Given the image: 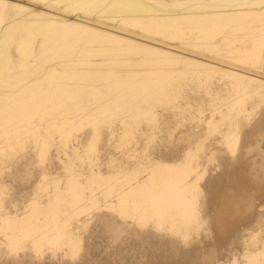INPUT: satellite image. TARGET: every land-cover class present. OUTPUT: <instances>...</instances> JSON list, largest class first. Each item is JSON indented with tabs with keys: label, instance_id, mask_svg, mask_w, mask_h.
Returning a JSON list of instances; mask_svg holds the SVG:
<instances>
[{
	"label": "rangeland",
	"instance_id": "374dc122",
	"mask_svg": "<svg viewBox=\"0 0 264 264\" xmlns=\"http://www.w3.org/2000/svg\"><path fill=\"white\" fill-rule=\"evenodd\" d=\"M87 1L0 0V223L8 215L36 230L26 238L18 225L0 228V264H264V0ZM56 9L76 23L125 17L130 22L106 25L142 49L68 66L78 57L53 56L44 30ZM138 17L148 22L132 20ZM52 71L57 76L47 79ZM17 90L26 91L15 112H5ZM164 163L176 166L171 187L188 184L185 222L174 204L176 211L164 210L169 216L107 207ZM74 184L79 207L70 196Z\"/></svg>",
	"mask_w": 264,
	"mask_h": 264
},
{
	"label": "bare ground",
	"instance_id": "6f19581e",
	"mask_svg": "<svg viewBox=\"0 0 264 264\" xmlns=\"http://www.w3.org/2000/svg\"><path fill=\"white\" fill-rule=\"evenodd\" d=\"M35 1H39V0H25V2L26 3H28V2H32V4H34L35 3ZM42 1V0H41ZM97 1H100V0H97ZM188 1V0H187ZM214 1V0H213ZM249 1V0H248ZM36 2V3H37ZM95 2V0H88L86 3H90V4H92V3H94ZM138 2V1H137ZM142 2V1H141ZM188 2H190V1H188ZM247 2V1H246ZM25 3V4H26ZM245 3V2H244ZM37 4H39V2L37 3ZM79 3H77L76 5H78ZM82 4H84V3H82ZM110 4V3H109ZM139 4V3H138ZM194 4H195V0H194ZM203 4V3H202ZM114 5H117V4H115L114 3ZM134 5H135V3H134ZM31 6V8H32V5H30ZM52 6V5H51ZM143 6V5H142ZM190 6V5H189ZM26 7V6H25ZM24 7V8H25ZM44 7H45V5H44ZM50 7V6H49ZM116 7V6H115ZM119 7V6H118ZM251 7V6H250ZM254 7V6H253ZM264 7V6H263ZM262 7V8H263ZM11 9H13V8H15V5L13 4L11 7H10ZM30 8V7H29ZM34 8H35V6H34ZM39 8H41L40 6H39ZM102 8V7H101ZM43 9H45V8H43ZM46 9H48V7L46 8ZM104 9V8H103ZM103 9H101V10H103ZM132 9H136V10H140V11H142L143 10V8H141V7H138V6H135V7H132ZM250 9V8H249ZM252 9H254V8H252ZM50 10V9H49ZM114 10V9H113ZM246 10H247V8H246ZM245 10V11H246ZM15 11V10H14ZM33 11V10H32ZM54 11V10H53ZM61 11H62V9H56V12H53L54 14L53 15H51L50 17H49V19H50V21L49 22H47L46 24H45V28H44V30L50 35V40H49V44H50V50L51 51H53V56L54 55H56L57 53H61V54H66V53H68L69 55H70V57H72V59H73V57L74 56H77L78 58H77V60H76V62L75 63H73V62H67V64L66 65H70V66H89V65H92V64H90V63H88L86 60H85V58L86 57H88V60H89V57L91 56V55H95V54H99L100 53V55H104V56H108V57H116V56H121V58H122V56H125V55H131V54H134V53H137V51L139 50H141L142 48L140 47V43H141V41L139 42V44H138V42H136V40H132V38H131V40H125V37H123V36H119V35H117V32L115 31V29L113 30L112 28H110L109 29V27H108V25H106L108 22H124V21H129L127 18H125V17H121V18H106V19H104L103 17V20H97V21H93V22H86V21H84V22H82V23H76V22H70L69 20H66V19H61L62 17L60 16V17H58V16H56V14H61ZM147 11H149V12H152V9L151 8H148L147 9ZM237 11H239V10H237ZM259 11V10H258ZM63 12V11H62ZM64 12H66V11H64ZM76 12V11H75ZM161 12V11H160ZM186 12V11H185ZM189 12V11H188ZM194 12H196V11H194ZM200 12H202V11H200ZM213 12V11H212ZM221 12V11H220ZM227 12H229V11H227ZM231 12V11H230ZM236 12V11H235ZM253 12V11H252ZM33 13V12H32ZM40 12H36V15H40L39 14ZM131 13V12H130ZM168 13V12H167ZM166 13V14H167ZM187 13V12H186ZM197 13V12H196ZM223 13V12H222ZM236 13H238V12H236ZM241 13V12H240ZM264 13V12H263ZM63 14V13H62ZM61 14V15H62ZM77 14V13H76ZM100 14H102L101 12H100ZM99 14V15H100ZM161 14V13H160ZM179 14V13H178ZM239 14V13H238ZM25 15V14H24ZM66 15V14H65ZM180 15H181V13H180ZM183 15V14H182ZM198 15V14H197ZM201 15V14H200ZM252 15V14H251ZM251 15H249V16H251ZM75 16V15H74ZM91 16H93V15H91ZM119 16V15H118ZM133 16V15H132ZM175 16V15H174ZM188 16V15H187ZM248 16V17H249ZM20 17V16H19ZM42 17V16H41ZM40 17V18H41ZM73 17V16H72ZM76 17V16H75ZM88 17V16H87ZM159 17H161V16H159ZM171 17V16H170ZM191 17H192V14H191ZM17 18V17H16ZM64 18V17H63ZM66 18V17H65ZM69 18V17H68ZM82 18V17H81ZM101 18V19H102ZM150 18H152V17H150ZM34 19V18H33ZM90 19V18H89ZM148 19V18H147ZM154 19V18H153ZM156 19V18H155ZM6 20V19H5ZM13 20V19H12ZM27 20V19H26ZM71 20V19H70ZM131 20V19H130ZM132 20H134V22H138V23H140L141 24V22H142V24L146 21V22H148L147 20H145L144 18L142 19V18H132ZM149 20V19H148ZM183 20V19H182ZM83 21V20H82ZM19 22V21H18ZM130 22V21H129ZM129 22H127V23H129ZM134 22H133V24H134ZM150 22V21H149ZM132 23V22H131ZM160 23V22H159ZM167 23H169V22H167ZM193 23V22H192ZM4 24H5V22H4ZM7 24H9V23H7ZM130 24V23H129ZM146 24V23H145ZM126 25V24H125ZM149 25H151V24H149ZM154 25V24H153ZM172 25V24H171ZM175 25V24H174ZM14 26H16V25H14ZM142 26V25H141ZM155 26L157 27V25L155 24ZM161 26V25H160ZM192 26H193V24H192ZM204 26H206V25H204ZM204 26H201V27H204ZM4 27V26H3ZM132 27V26H131ZM172 27V26H171ZM200 27V26H199ZM13 28V27H12ZM130 28V27H129ZM139 28V27H138ZM144 28V27H143ZM158 28V27H157ZM162 28H164V26L162 27ZM151 29V28H150ZM166 29V28H165ZM167 29H168V27H167ZM10 30V29H9ZM8 30V31H9ZM119 30V29H118ZM139 30H140V28H139ZM159 30H161V29H159ZM163 30V29H162ZM143 31V30H142ZM27 33V32H26ZM118 33H121V31H119ZM123 33V32H122ZM125 33V32H124ZM123 33V34H124ZM129 34V33H128ZM199 34V33H198ZM28 35V34H27ZM27 35H25V36H27ZM125 35V34H124ZM129 35H131V34H129ZM196 35V34H195ZM40 38H41V36H39ZM135 37V36H134ZM21 38V37H20ZM45 38H47V37H45ZM44 38V39H45ZM140 38V37H139ZM43 39V38H42ZM134 39H138V37L137 38H134ZM143 39V38H142ZM146 39V38H145ZM21 40H22V38H21ZM25 40V39H24ZM40 40V39H39ZM46 40V39H45ZM139 40H141V39H139ZM151 40V39H150ZM17 41V40H16ZM27 41V40H26ZM40 41H42V40H40ZM47 41V40H46ZM145 41V40H144ZM122 42H127V47H123V46H121L119 43H122ZM146 42H147V40H146ZM146 42H144L143 44H145ZM42 43V42H41ZM41 43L39 42V45H41ZM155 43V42H154ZM23 44V43H22ZM33 44V43H32ZM48 44V45H49ZM119 44V45H118ZM162 44V43H161ZM48 45H46L45 47H47ZM126 45V44H125ZM168 45V44H167ZM251 45V44H250ZM156 46H159V45H155V47ZM40 47V46H39ZM41 47H43V45L41 46ZM153 47V46H152ZM151 47V48H152ZM155 47H154V49H155ZM162 47V46H161ZM165 47H166V45H165ZM164 47V48H165ZM168 47V46H167ZM20 48V47H19ZM48 48H49V46H48ZM148 48H150V47H148ZM172 48V47H171ZM18 49V48H17ZM41 49V48H40ZM53 49V50H52ZM153 49V48H152ZM168 49H169V47H168ZM23 50V49H22ZM41 50H43V48L41 49ZM143 50H145V48H143ZM171 50H173V49H171ZM175 50V49H174ZM39 51V50H38ZM48 51H49V49H48ZM156 51H159V49L158 50H156ZM161 51H163V50H161ZM176 51V50H175ZM179 51V50H178ZM24 52V51H23ZM29 52V51H28ZM47 52V51H46ZM98 52V53H97ZM165 52V54H166V52L167 51H164ZM173 52V51H172ZM158 53L159 52H157V55H158ZM168 53V52H167ZM22 54V53H21ZM35 54V53H34ZM34 54H32V55H34ZM47 54V53H46ZM75 54V55H74ZM151 54H152V52H151ZM154 54V53H153ZM26 55H28V54H26ZM43 55H44V53H43ZM145 55V54H144ZM159 55H161V54H159ZM11 56V55H10ZM31 56V55H30ZM37 56V55H36ZM35 56V57H36ZM65 56V55H64ZM98 56V55H97ZM133 56V55H132ZM131 56V57H132ZM135 56V55H134ZM133 56V57H134ZM102 57V56H101ZM128 57V56H127ZM127 57H125V58H127ZM139 57V56H138ZM141 57V56H140ZM151 57V56H150ZM154 57V56H153ZM156 57H158V56H155V58ZM23 58V57H22ZM25 58V57H24ZM31 59H32V57H30ZM30 58H29V61H30ZM37 58V57H36ZM53 58V57H52ZM103 58V57H102ZM101 58V59H102ZM130 58V57H129ZM137 58V57H136ZM143 58V57H142ZM154 58V59H155ZM162 58V57H161ZM35 59V58H34ZM34 59H32V60H34ZM43 59V58H42ZM51 59V58H50ZM115 59V58H114ZM117 59H118V57H117ZM139 59V58H138ZM148 59V58H147ZM191 59V58H190ZM190 59H188V61L190 60ZM38 60V59H37ZM49 60V59H48ZM66 59H64V61H65ZM69 60H70V58H69ZM127 60V59H126ZM135 60V59H134ZM133 60V61H134ZM137 60V59H136ZM135 60V61H136ZM141 60V59H140ZM145 60V59H144ZM148 60H150V59H148ZM152 60V59H151ZM11 61H12V59H11ZM34 61H36V60H34ZM107 61V60H106ZM105 61V62H106ZM118 61V60H117ZM194 61H196V60H194ZM198 61V60H197ZM200 61V60H199ZM19 62V61H18ZM97 62V61H96ZM96 62H95V64H96ZM101 62H104V61H101ZM126 62V61H125ZM125 62H121V61H119V62H116V61H108V62H106L105 63V65L106 64H120V63H125ZM138 63H140L139 61H137ZM136 62V63H137ZM142 62V61H141ZM183 62V61H182ZM24 63V62H23ZM63 63V62H62ZM94 63V62H93ZM98 63H99V61H98ZM127 63V62H126ZM143 63V62H142ZM147 63H148V61H147ZM159 63V62H158ZM157 63V64H158ZM165 63H167L166 61H165ZM187 63V62H186ZM32 64V63H31ZM36 64H37V62H36ZM49 64H52V63H49ZM48 64V65H49ZM133 64V63H132ZM131 64V65H132ZM60 65V64H59ZM126 65V64H125ZM130 65V64H129ZM135 65H137V64H135ZM155 66H156V64H154ZM166 65V64H165ZM11 66V65H10ZM27 66V65H26ZM34 66V65H33ZM93 66V65H92ZM96 66V65H95ZM100 66V65H99ZM102 66V65H101ZM111 66V65H110ZM114 66H116V65H114ZM119 66H121V65H119ZM119 66H117V67H119ZM133 66H134V64H133ZM132 66V67H133ZM155 66H154V68H155ZM30 66H28V68H29ZM37 67V66H36ZM41 67V66H40ZM51 67V66H50ZM97 67V66H96ZM95 67V68H96ZM108 67V66H107ZM35 68V67H34ZM39 68V67H38ZM45 68V67H44ZM111 68H113V67H111ZM129 68V67H128ZM127 68V69H128ZM130 68H131V66H130ZM157 68V67H156ZM7 69V68H6ZM36 69V68H35ZM42 69V68H41ZM40 69V70H41ZM58 69V68H57ZM103 69V68H102ZM110 69V68H109ZM113 69H115V68H113ZM131 69H133V68H131ZM39 70V71H40ZM43 70H45V69H43ZM48 70V69H47ZM58 70H60V69H58ZM85 70V69H84ZM117 70V69H116ZM38 71V72H39ZM101 71V70H100ZM127 71V70H126ZM41 72H42V70H41ZM53 72V71H52ZM57 72V71H56ZM56 72H53L52 74H50V77L48 76L47 77V79L49 78H52V77H54V76H57L56 75ZM60 72V71H59ZM67 72V71H66ZM70 72V71H69ZM73 72V71H72ZM75 72V71H74ZM103 72V71H102ZM102 72H101V74H102ZM113 72V71H112ZM116 72V71H115ZM148 72V71H147ZM36 73V72H35ZM43 73V72H42ZM47 73V72H46ZM49 73H51V72H49ZM86 73V72H85ZM84 73V74H85ZM103 73H106L105 71L103 72ZM108 73V72H107ZM106 73V74H107ZM123 73V72H122ZM122 73H121V75H122ZM126 73V72H125ZM128 73H129V70H128ZM65 74V73H64ZM87 74V73H86ZM85 74V75H86ZM89 74V73H88ZM98 74H100L99 72H98ZM98 74L96 75V77L98 76ZM110 74V73H109ZM115 74V73H114ZM130 74V73H129ZM128 74V75H129ZM138 74H140V73H138ZM143 74H145V72L143 73ZM236 74V73H235ZM38 75V74H37ZM73 75V74H72ZM124 75V74H123ZM127 75V76H128ZM132 75V74H131ZM134 75H135V73H134ZM133 75V77L134 78H136L135 76ZM142 75V74H141ZM146 75H148V74H146ZM43 76V75H42ZM60 76H61V74H60ZM71 76V75H70ZM84 76V75H83ZM88 76V75H87ZM102 76H104V75H102ZM120 76V75H119ZM136 76H137V74H136ZM144 76V75H143ZM7 77V76H6ZM105 77V76H104ZM121 77V76H120ZM130 77V76H129ZM145 77V76H144ZM41 78V77H40ZM58 78V77H57ZM124 78V77H123ZM127 78V77H126ZM56 79V78H55ZM106 79V78H105ZM130 79H132V76H131V78ZM137 79V78H136ZM123 80V79H122ZM26 81V80H25ZM125 81V80H124ZM237 81V80H236ZM29 82H31V81H29ZM43 81L41 80V83H42ZM36 83V82H35ZM34 83V84H35ZM44 83V82H43ZM24 84V83H23ZM31 85V84H30ZM25 86V85H24ZM33 86V85H32ZM49 87V86H48ZM50 87H51V84H50ZM38 88V87H37ZM46 88L47 87H45L44 88V90H46ZM26 89V88H25ZM28 89V88H27ZM66 89V88H65ZM36 90V89H35ZM43 90V91H44ZM138 90V89H137ZM11 91V90H10ZM24 91H26V90H22V91H19V90H17L16 91V93L14 94V97H15V100H14V103H13V105H12V103H11V105H8V108L5 110V112H8V113H11V112H15V111H13L12 110V108H13V106H14V104L16 105L17 103H18V101H19V99H18V96L20 97V95H22V93H24ZM138 92V91H137ZM44 92H42V93H39L38 95H37V97H39V98H41L44 94H43ZM127 93V92H126ZM48 94V93H47ZM129 94V93H128ZM8 95V94H7ZM137 95V94H136ZM46 98H47V96H45ZM44 97V98H45ZM244 97V96H243ZM28 98H33L32 96H30V97H28ZM35 98V97H34ZM33 98V99H34ZM42 99V98H41ZM31 100V99H30ZM40 100V99H39ZM45 100V99H44ZM43 100V101H44ZM11 101V100H10ZM23 102V101H22ZM42 103H44V102H41V104ZM36 104V103H35ZM34 104V105H35ZM39 104V103H38ZM46 104V103H45ZM237 104V103H236ZM6 105V104H5ZM4 105V106H5ZM37 105V104H36ZM35 105V106H36ZM31 105H25V108H28V107H30ZM35 106H33V107H35ZM47 106V105H46ZM16 107V106H15ZM45 107V106H44ZM24 108V110H26ZM36 108H38V106L36 107ZM21 109V108H20ZM30 109H32L33 110V108H30ZM42 110L44 111V109L42 108ZM53 110V109H52ZM100 110V109H99ZM38 111V110H37ZM42 111V112H43ZM49 111V110H48ZM3 112V111H2ZM20 111H18L17 113H16V115H20V114H23L22 112L21 113H19ZM41 112V113H42ZM6 114V113H5ZM69 114V113H68ZM15 115V116H16ZM37 115V114H36ZM41 115V114H40ZM43 115V114H42ZM70 115V114H69ZM68 115V116H69ZM23 116V115H22ZM21 116V117H22ZM28 116V115H27ZM31 116H32V113H31ZM66 116V115H65ZM13 117H14V115H13ZM40 117V116H39ZM38 117V118H39ZM27 118V117H26ZM67 118V117H66ZM70 118V117H69ZM7 119V118H6ZM28 119V118H27ZM26 119V120H27ZM40 119H41V117H40ZM22 120V119H21ZM25 121V120H24ZM29 121V120H28ZM38 121V120H37ZM27 122V121H26ZM69 122H71V120L69 121L68 120V123ZM20 123V122H19ZM18 123V124H19ZM30 123H31V121H30ZM68 123H66V124H68ZM12 124V123H11ZM15 124V123H14ZM28 124V123H27ZM17 125V124H16ZM35 125V124H34ZM15 126V125H14ZM26 126H28V125H26ZM68 127H69V125H67ZM74 126V125H73ZM40 130V129H39ZM24 131V130H23ZM26 131H28V130H26ZM38 132V131H37ZM17 134V133H16ZM17 135H19V134H17ZM17 135H16V137H17ZM12 137V136H11ZM14 137H15V135H14ZM39 137V136H38ZM7 139V138H6ZM14 139V138H13ZM10 141V140H9ZM8 143V142H7ZM6 143V144H7ZM42 149H45V142L43 141L42 143ZM156 163H158V162H156ZM152 166L153 165H155L156 166V164H151ZM159 165H161V164H159ZM170 166V165H169ZM169 166H167V165H165V163H164V165L162 164V166L161 167H159L158 169H157V171H156V173H152L150 176H148L147 178H146V182L145 183H143V184H136L135 186H129V188H127L128 190L126 191V189H125V192H120L119 194H116V197H117V201H116V204H109V206H107V207H110V208H117L118 209V211L119 212H124L126 209H128V206H131V210H132V212L133 213H140L142 210L144 211V209H145V211L147 212V210H146V208H150L153 212H154V214L155 215H160L161 214V212L162 211H164L165 209L167 210L169 207H172L173 205L172 204H174V205H178V208H179V212L180 213H178V215L180 214L181 216H184V222H185V215H186V213H187V211H188V208H189V204H190V200L185 196V193H186V190H187V188H188V184H187V186H182L181 188L179 187V189L177 188H173V187H171V185L176 181L175 179H172L171 177H172V169L169 167ZM175 168L173 169V171L176 169V166H174ZM152 168V167H151ZM154 169H155V167L153 168V171H154ZM150 170V169H149ZM156 170V169H155ZM148 171V170H147ZM146 171V172H147ZM144 172V171H143ZM135 175V174H134ZM134 175H133V178H134ZM186 176V175H185ZM111 178H112V176H110ZM115 178V177H114ZM128 178V177H127ZM132 178V179H133ZM185 178V177H184ZM108 179V178H107ZM132 179H130V181H132ZM137 179V178H136ZM102 181H104L103 179H101ZM106 180V179H105ZM110 180V179H109ZM127 180V179H126ZM129 180V179H128ZM135 180V179H134ZM133 180V181H134ZM184 180V179H183ZM74 181V180H73ZM108 181V180H107ZM130 181H128V182H130ZM70 184H71V182H70V180L68 181ZM67 182V183H68ZM101 182V181H100ZM127 182V181H126ZM127 182V183H128ZM136 182V181H135ZM77 183V182H76ZM134 183V182H133ZM177 183V182H176ZM194 183H195V181H194ZM72 184H73V182H72ZM78 184V183H77ZM76 184V185H77ZM129 184H131V182L129 183ZM69 185V184H68ZM75 184L72 186L73 187V189H75L77 192H78V188H77V186H76ZM170 185V186H169ZM127 187H128V185H126ZM176 187H177V185H175ZM70 187H71V185H70ZM68 188V186H67V189H70L71 190V188ZM80 187V186H79ZM102 187V186H101ZM109 187V186H108ZM169 187H171V188H169ZM187 187V188H186ZM103 188V187H102ZM68 190V191H70V196H72L73 197V201H72V203H74V205L75 206H78L80 203H82L83 202V198H81V194L78 192H76L75 190ZM107 189V188H106ZM110 189V188H109ZM108 189V190H109ZM112 189V188H111ZM122 190V189H121ZM120 190V191H121ZM102 191H103V189H102ZM90 192H91V190H90ZM93 192V191H92ZM109 192H110V190H109ZM108 192V193H109ZM65 193V192H64ZM82 193V192H81ZM107 193V192H106ZM93 194V193H92ZM90 195H91V193H90ZM167 195H170L169 197H167ZM92 196V195H91ZM72 197H70V198H72ZM83 197V196H82ZM89 197V196H88ZM89 198H91V197H89ZM93 198V197H92ZM91 198V199H92ZM95 198V197H94ZM85 199H86V197H85ZM85 199H84V201H85ZM70 200V199H69ZM72 200V199H71ZM89 199L87 198V201H88ZM86 201V202H87ZM95 201V200H94ZM55 202H57L56 201V199H55ZM85 202V203H86ZM48 203H50V202H48ZM47 203V204H48ZM59 203V202H58ZM89 204H90V206H91V204H92V206H94V207H96L95 205H93L95 202H93V201H91L90 200V202H88ZM84 204V203H83ZM96 204H97V202H96ZM163 206H162V205ZM34 205V204H33ZM52 205V204H51ZM50 204H48V208L50 209V208H52V206H51ZM55 205H57V204H55ZM62 205V204H61ZM70 205H71V202H70ZM69 205V206H70ZM82 204H80V206H81ZM30 206V205H29ZM73 206V205H72ZM74 206V207H75ZM87 206V205H86ZM89 206V207H90ZM162 206V207H161ZM30 207H32V211L35 213L36 212V208L34 207V206H30ZM79 207V206H78ZM77 207V208H78ZM84 207V206H83ZM88 207V208H89ZM55 208V207H54ZM86 208V207H85ZM148 208V209H149ZM173 208L175 209V206H173ZM74 209V208H73ZM87 209V208H86ZM173 209V210H174ZM52 210V209H51ZM55 210V209H54ZM77 210H79V209H77ZM76 210V213L77 212H79L80 210L84 213L85 211H83V210H85L84 208H82V209H80L79 211H77ZM88 210V209H87ZM86 210V211H87ZM129 210V209H128ZM170 210H172V209H170ZM144 211V212H145ZM175 211H176V209H175ZM52 212V211H51ZM54 212V211H53ZM74 211L72 210V213H73ZM141 213V215L142 214H146V213ZM149 212V211H148ZM170 212V211H169ZM169 212H167L166 211V213H168L169 214ZM174 212V211H173ZM33 213V214H34ZM49 213H50V211H49ZM79 213H81V212H79ZM128 213V212H127ZM127 213H124V214H127ZM129 213H130V210H129ZM164 213H165V211H164ZM165 213V214H166ZM177 213V212H176ZM54 214V213H53ZM75 214V213H74ZM123 214V213H122ZM153 214V216L154 217H156L155 215ZM162 214H163V212H162ZM79 214H77L76 216H78ZM127 215H130V214H127ZM132 215V214H131ZM140 215V214H139ZM170 215V214H169ZM169 215H167L166 214V216H169ZM8 216V215H7ZM5 217V218H2L1 219V225L2 226H0V228H2V229H4V230H10L12 227H14V224L16 225V221L17 220H15L14 219V223H12V220H10V218L9 217ZM31 216H32V213H31ZM132 216H136L135 214L134 215H132ZM146 216H147V214H146ZM149 216V215H148ZM150 216H151V214H150ZM3 217V216H2ZM50 217H51V215H50ZM158 218H159V216H157ZM156 217V218H157ZM179 217V216H178ZM27 218V217H26ZM139 218H141V216H139ZM138 218V219H139ZM148 218V217H147ZM155 218V219H156ZM162 218V217H161ZM168 218V217H167ZM183 217H181V219H182ZM17 219V218H16ZM25 219V218H24ZM50 219V218H49ZM48 219V220H49ZM54 219V218H53ZM56 219V218H55ZM135 219H137V218H135ZM172 219V218H171ZM170 219V220H171ZM181 219H179V220H181ZM26 220V219H25ZM52 220V219H51ZM160 221V220H159ZM22 222V221H21ZM19 223V221L17 222V227H15L14 229H15V231L16 232H19V234L20 233H22V235L23 236H27L28 235V237H26V238H30L32 235V233L35 231L36 232V230L33 228V226H31L30 224H28V227L27 226H25V227H27V229H23L24 228V226H22L23 224L22 223ZM49 222V221H48ZM52 223H53V221H51ZM56 222V221H55ZM140 222V221H139ZM50 223V222H49ZM57 223V222H56ZM64 224H65V222H63ZM35 224V223H34ZM58 224V223H57ZM175 224V223H174ZM55 225V224H54ZM34 226H36V225H34ZM58 226H60V224H58ZM55 227V229L57 228L56 226H54ZM37 228H39L40 229V226L39 227H37ZM4 230H2V231H4ZM41 230V229H40ZM58 230H59V228H58ZM61 230H63L62 229V227H61ZM1 231V232H2ZM13 231V229L11 230V232ZM43 231V230H42ZM41 231V232H42ZM60 231V230H59ZM58 231V232H59ZM5 232V231H4ZM3 232V233H4ZM40 232V231H39ZM53 232V231H52ZM55 232H57V229H56V231H54V234H55ZM57 232V233H58ZM61 232V231H60ZM8 234H9V231L7 232ZM6 233V234H7ZM31 233V234H30ZM38 233V232H37ZM56 233V234H57ZM29 234H30V237H29ZM36 234V233H35ZM41 234V233H40ZM40 234H37L38 236L40 235ZM50 234V233H49ZM67 234V233H66ZM3 235V234H2ZM254 235V234H253ZM4 236H5V234H4ZM16 236V235H15ZM15 236H14V238H15ZM21 236V235H20ZM54 236V235H53ZM55 236H57V238L59 237V235H55ZM54 236V237H55ZM6 237H7V239H8V235H6ZM19 237V236H18ZM36 237V236H35ZM35 237H34V239H35ZM42 237V236H41ZM40 237V238H41ZM9 238H11L10 236H9ZM47 238H49V237H47ZM46 237H42V240L43 241H45L46 239H47ZM12 239V238H11ZM20 239H25V237L24 238H20ZM31 239H33V238H31ZM52 239H53V237H52ZM66 239H68V240H71L73 243H71V245L73 246V245H76V242H74V240H75V238H74V236L72 235V234H70L69 233V235L67 234V236H66ZM15 240V239H14ZM38 240V239H37ZM41 240V239H40ZM55 240H56V238H55ZM55 240H54V242H55ZM48 241H49V239H48ZM47 241V242H48ZM51 241V240H50ZM57 241V240H56ZM17 242V244H18V240L16 241ZM21 242V240H19V243ZM33 242V241H32ZM37 242H39V240L37 241ZM37 242L35 243V244H37ZM11 244H13V243H11ZM16 244V243H15ZM16 244V245H17ZM34 244V243H33ZM15 249L16 247H13V246H11V249ZM247 258H249L250 260L252 259V255H247L246 256Z\"/></svg>",
	"mask_w": 264,
	"mask_h": 264
}]
</instances>
